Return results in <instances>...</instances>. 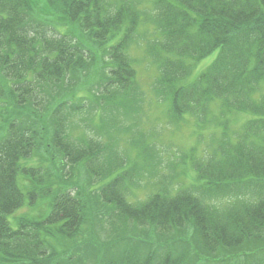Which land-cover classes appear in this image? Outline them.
Here are the masks:
<instances>
[{
    "label": "trees",
    "instance_id": "16d2710c",
    "mask_svg": "<svg viewBox=\"0 0 264 264\" xmlns=\"http://www.w3.org/2000/svg\"><path fill=\"white\" fill-rule=\"evenodd\" d=\"M42 1L47 16L34 0H0V108L9 112L0 136V264H85L78 247L59 249L52 241L70 242L88 217L85 188L71 174L81 164L101 179L115 170L102 162V144L94 148L69 134V120L96 103L91 95L82 104L71 99L85 84L109 96L111 107L117 95L135 91L136 71L127 54L133 47L159 62L155 87L170 100L174 116L207 118L219 103L223 116L228 108L252 119L238 144L225 140L219 153L194 161L202 177L194 190L171 194L160 187L132 204L125 188L131 173L123 170L106 181L100 197L116 215L107 221L112 229L140 224L163 241H148L145 253L126 245L120 256H102L94 264H264V92L253 97L264 82V0H145L150 6L144 11L138 8L142 0ZM96 50L107 58L97 59ZM216 51L198 78L185 84L194 63ZM82 72L86 78L79 86L67 85ZM62 87L60 98L51 101ZM38 154H44L39 167L49 165L42 186L26 197L18 175L35 179L29 160ZM92 160L101 161L97 174ZM53 192L48 217H23L19 228L11 226V213ZM235 196H244L243 202L223 210L209 202ZM49 233L53 238L45 237Z\"/></svg>",
    "mask_w": 264,
    "mask_h": 264
},
{
    "label": "rangeland",
    "instance_id": "374dc122",
    "mask_svg": "<svg viewBox=\"0 0 264 264\" xmlns=\"http://www.w3.org/2000/svg\"><path fill=\"white\" fill-rule=\"evenodd\" d=\"M34 1L38 4V0ZM148 6L150 4L142 0L138 8L144 11ZM64 25L59 26L64 28ZM140 33L142 35H139V38L142 39L145 35V25L140 28ZM127 53L136 71L135 91L120 93L114 101V106L111 107V100H107L109 96L99 93L96 85H83L71 100L75 104H82L88 100L87 95H91L96 102L92 103L95 109L91 110L92 107L88 104L85 110L74 115L67 126L69 134L73 140L78 142L85 140L93 142L94 148L103 143L102 162L111 166L115 171L122 169L132 174L125 181L128 199L131 202L140 203L146 200L160 187L171 194L185 188L194 190L196 186L201 185L202 179L196 167H193L194 161H204L213 153L217 151L219 153L225 140L228 141L227 146L238 144L252 115L227 108L224 109L225 116L222 117L221 122H218L219 110L223 111V108L217 103L211 107L206 121L202 120L198 113L192 112L176 117L170 114L168 102L164 101L155 87L161 75L159 62L152 56L149 58L145 50L135 47L127 50ZM217 53L213 52L205 59L194 63L193 72L184 83L194 82L212 63ZM96 56L97 59L104 60L103 56L106 55L96 50ZM101 71L102 68L99 72ZM91 74L95 75L96 71L93 73L92 69ZM70 77L71 80L67 84L70 86H79L82 79L86 78L84 72ZM63 91H65L64 87L59 92L53 91L50 95L51 101L60 98L58 94ZM262 92H264V82L262 89L260 90L259 86L253 97L258 99L262 96ZM11 112L13 114L14 110L12 109ZM8 114L6 108H0V136L4 133L3 124ZM43 157L44 154H38L29 160V162L35 161L31 163L36 168L35 179L24 172L19 173V182L26 197L28 192L33 189L38 190L42 186L43 168L45 165L48 166L49 162L46 161L45 165H41V169L36 160ZM92 161L94 162L93 173L97 174L101 169V161ZM77 166L71 176L83 190L85 188L84 195L86 196L82 199L89 203L85 210L88 217L70 242L57 238L52 239L57 248L78 247L76 253L86 260L85 264H94L102 256L103 259L120 256L126 250V245L133 246L134 251L145 253L151 246L149 242L163 241L159 238V232L151 231L140 224L128 223L112 229L107 221L116 215L113 211H108L109 207L100 197V189L101 184L114 178L116 173L106 180H101L97 175L92 179L85 165ZM48 185L53 189L51 183ZM54 197L55 192L45 197H37L35 202L26 201L22 207L8 216L11 226L15 229L19 228L20 219L23 217L36 220L48 217ZM243 200L244 196H235L212 198L209 202L213 204L212 206L223 210L241 204ZM49 224L51 228L58 226L57 223ZM188 233L190 232L182 231L180 235L186 236ZM45 237L53 238L50 233L45 234ZM194 241L196 242L195 239ZM210 256L217 255H207V259L211 258Z\"/></svg>",
    "mask_w": 264,
    "mask_h": 264
}]
</instances>
